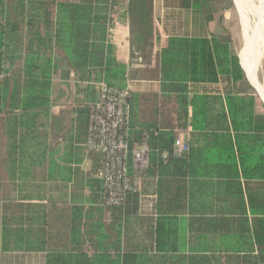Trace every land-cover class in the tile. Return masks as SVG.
<instances>
[{"label": "trees", "instance_id": "obj_1", "mask_svg": "<svg viewBox=\"0 0 264 264\" xmlns=\"http://www.w3.org/2000/svg\"><path fill=\"white\" fill-rule=\"evenodd\" d=\"M150 1L139 0L141 15L151 12ZM114 5V0H0V127L9 174H15L21 130L30 128L31 120L52 104L57 71L66 80L73 73L80 83L103 82L118 91L128 90V144L145 143L149 150L143 184L154 182L160 216L187 215L194 243L187 256L169 254L168 260L264 264V114L256 113V97L248 92L230 33L170 37L158 54L159 79L129 84L127 66L116 58L112 42ZM204 14L207 21L212 19L210 9ZM56 50L62 52L66 69H61ZM77 113L80 138L65 147L64 163L83 160L84 150L76 143L85 141L88 105L78 106ZM188 120V151L174 158L176 128L180 122L186 128ZM101 167L99 160L96 171ZM89 184L95 189L91 201L103 204L102 181L91 179ZM199 185L203 195L214 197L215 206L194 209L193 189ZM37 208L44 207L0 203L2 252H45L46 220L25 215ZM138 209L136 193H129L121 206L108 208L119 230ZM161 238L157 231L158 246L164 243ZM101 263L119 264V259L107 254L91 258L49 254L46 260V264Z\"/></svg>", "mask_w": 264, "mask_h": 264}, {"label": "crops", "instance_id": "obj_2", "mask_svg": "<svg viewBox=\"0 0 264 264\" xmlns=\"http://www.w3.org/2000/svg\"><path fill=\"white\" fill-rule=\"evenodd\" d=\"M226 1L229 0H151V12L143 16L139 11V0H114L115 5L111 11L112 42L116 48V58L127 66L128 83L148 84L159 79L158 54L166 47L170 37L208 38L211 34H222L221 27L224 31L222 23L226 18V15L222 14L226 9H230ZM233 4L236 7L234 0ZM207 9L212 11L210 21L206 20L204 14ZM263 56L264 53L261 60ZM237 57L249 87L248 92L256 97V113L263 115L264 101L246 78L239 55ZM76 85L77 92H73ZM86 86H90L91 90L86 91ZM61 87V98H57L58 95L53 91L49 109L31 120L33 126L21 130L15 174H9L10 168L8 169L10 178L7 197L0 199V203H23L44 207L25 215L34 219L41 216V219L46 220L45 252H2L0 248V264H46L49 254L85 255L88 258L107 254L113 260L117 257L119 264H173L174 260H168L171 256L169 254L187 256L189 248L194 244L186 227L187 215L160 216L155 210L154 182H149L147 186L143 184L142 191L145 192L141 191L139 195L138 213L129 217L121 230L112 224L107 207L91 201L95 189L91 188L89 181L98 179L95 167L101 160L100 154L87 151L83 147L84 141L76 143L84 150L80 164L64 163L61 158L66 152L67 144H75L80 138L77 132V107L83 104L89 107L96 102L99 89L86 82H78L73 73L64 80ZM67 88L72 89V99L75 103L73 109L65 105L67 95L64 96L63 90L66 92ZM181 123L176 128V138L182 139L188 145L189 120L186 128ZM47 125L49 137L53 136L62 142L61 146L57 144L51 151L47 150L50 144L46 140H36L37 132ZM26 147H38L42 150L40 155L47 163L45 167L44 160L43 163H38L42 167L41 174L39 177L35 176L36 179L32 181L25 179V167H22V176L19 179L18 159L21 153L27 151ZM87 161L91 165L90 168L86 166ZM201 187L199 185L197 189H193L195 196L192 202L194 209L198 211H203L207 205H216L213 196L202 194ZM157 231L164 240L159 246L156 244ZM162 250L165 252H161ZM162 257L166 259L159 260Z\"/></svg>", "mask_w": 264, "mask_h": 264}, {"label": "built area", "instance_id": "obj_3", "mask_svg": "<svg viewBox=\"0 0 264 264\" xmlns=\"http://www.w3.org/2000/svg\"><path fill=\"white\" fill-rule=\"evenodd\" d=\"M97 101L89 106V121L83 147L100 154L102 167L97 178L104 190L103 206H121L129 193L141 194L143 179L149 165V150L145 143L128 144V90L118 91L97 84ZM188 145L176 138L172 147L174 158L182 157ZM165 160L167 153L162 155Z\"/></svg>", "mask_w": 264, "mask_h": 264}, {"label": "rangeland", "instance_id": "obj_4", "mask_svg": "<svg viewBox=\"0 0 264 264\" xmlns=\"http://www.w3.org/2000/svg\"><path fill=\"white\" fill-rule=\"evenodd\" d=\"M253 1L255 3L259 2V0H253ZM8 3H11V0H8ZM226 5H227V7H230V9L229 10L226 9V11H224L222 14V15H224V14L226 15L225 19L222 16V18L224 19L222 26H223V28H225L226 31H228L230 33L232 49L237 55H239V53L241 52L242 47L244 45V41L246 39V36L249 34H252V30H253L252 21L249 20L248 23H246V24L243 23L242 14H241L239 8L237 6L236 7L234 6L233 0L226 1ZM222 32H224V31H222V27H221V33ZM263 53H264V47H263L262 55H263ZM55 55H56L55 56L56 59L59 61V65H60L61 69H64V68L66 69V67L68 65L65 62V60L63 61L64 57L62 55V52L60 50H56ZM259 63H260V65H259V71H260L259 72V78L264 83V56H263L261 62L259 61ZM61 76L62 75H61L60 71H57L53 76V91H54L53 93L58 95L57 98H61L59 89H63L61 87V85L64 84V80H65V79L61 78ZM72 80L74 81L75 77L72 78ZM73 86H74V83H73ZM93 87L98 88L97 86H93ZM71 90H69L67 88L66 89L67 94L65 92V89L63 90L64 96L67 95L65 105H66V107H71L69 109H73L74 105H75V103L72 99L73 95H72ZM74 91L77 92L76 89H74L73 92ZM95 91L97 92V90H95ZM69 102H71V103H69ZM48 131H49L48 125L44 128H41V130H39L37 132L36 140H37V138L39 141L46 140L50 144V146L47 150L51 151V148L55 147V145L59 144L61 146L62 142L58 141L53 136L49 137V135L47 134ZM28 143H26L27 146H28ZM26 148H27V151L21 153L19 155V159H18L19 164H20L19 179L22 176V167H25V169L27 170L25 179H27V181H32L33 179H36L37 175L39 177L41 174V168L42 167L38 163H43V160H44L45 161L44 167L47 165V163H46V159L40 155L42 150H40L38 147H35L32 149H29V147H26ZM7 154H8V150L6 147L5 135L3 133L2 128L0 127V185H2V187H3V188H1L2 192L0 191V199H4L7 197V189H8L7 186H8V180L10 178L8 176L9 165L7 162L8 161L7 160L8 159ZM87 163L88 164H86V166L90 168L91 167V165H89L90 163L88 161H87Z\"/></svg>", "mask_w": 264, "mask_h": 264}, {"label": "bare ground", "instance_id": "obj_5", "mask_svg": "<svg viewBox=\"0 0 264 264\" xmlns=\"http://www.w3.org/2000/svg\"><path fill=\"white\" fill-rule=\"evenodd\" d=\"M234 3L242 14L243 23L252 21V34L246 36L239 57L246 78L261 96V100L264 101V85L259 79V61L264 47L263 0H259L257 3L253 0H234Z\"/></svg>", "mask_w": 264, "mask_h": 264}]
</instances>
